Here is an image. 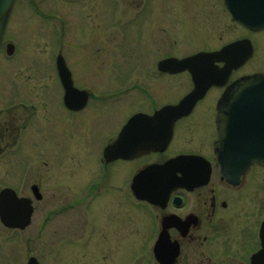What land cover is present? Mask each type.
<instances>
[{
  "label": "rangeland",
  "instance_id": "1",
  "mask_svg": "<svg viewBox=\"0 0 264 264\" xmlns=\"http://www.w3.org/2000/svg\"><path fill=\"white\" fill-rule=\"evenodd\" d=\"M35 2L40 13L29 0H18L6 35L16 52L9 56L4 47L0 53V127L7 118H13L15 127L23 126L15 140L27 149L19 158L9 150L0 155V189L18 183L21 172L15 163L32 160L36 166L29 184L36 183L42 197L22 241L0 232V264L18 252L21 259L34 255L43 264H145L134 243L146 231L140 215L138 230L117 240L112 228L103 226L107 220L116 226L124 213V196L112 189L114 177L95 202L85 205L82 190L87 182H96L102 139L133 111H153V101L174 102L191 89L186 74L160 76V59L217 51L247 36L256 53L237 75L264 71V31L252 34L232 22L223 0ZM59 52L76 85L91 95L90 105L71 117L61 104L55 69ZM209 94L208 100L217 99L220 90ZM199 110L183 123L187 129L178 134L176 150L209 154L214 111ZM255 180H264V173ZM109 234L112 239L104 242Z\"/></svg>",
  "mask_w": 264,
  "mask_h": 264
},
{
  "label": "flooded vegetation",
  "instance_id": "2",
  "mask_svg": "<svg viewBox=\"0 0 264 264\" xmlns=\"http://www.w3.org/2000/svg\"><path fill=\"white\" fill-rule=\"evenodd\" d=\"M68 1L76 4L81 0ZM29 4L34 11L37 10L35 12L40 13L35 0H29ZM147 4L148 1L145 2L146 7ZM185 74L191 82V89L186 93L188 94L193 88L189 73H159L160 76ZM59 85L62 90L61 104L69 112L70 117L71 114L80 113L90 105L89 101L84 109L78 111L66 107L63 102L64 88L61 83ZM212 90H220L219 97L224 91L221 88H211L207 93L208 96ZM186 94L174 102L161 105L153 101V111H133L111 134L102 139L96 182L92 184L87 182L82 190L87 203L85 205L89 207L95 202L101 193V188L114 177L112 189L118 197H120L118 193L122 192L125 199L124 202L121 201L125 206L122 211L124 213L120 214L116 226H114L115 221L111 223L108 220L103 226L111 227L112 237L120 239V236L123 238L129 231L138 230L136 215H140V219H144L146 231L140 237V241L134 243L141 250L138 254L146 257L145 264H264V180H255L258 174L264 173V165L253 164L237 178H227L215 151V142L219 136L216 122L219 98L212 100L209 107L206 104L209 101L206 95L197 102L191 114L178 119L174 125L173 136L166 147L160 145L157 149L138 151L134 155L129 141L123 144L127 157L105 156L106 147L116 143L123 128L134 115L143 112L151 116L164 105L180 103ZM211 107L214 113L209 122L213 129L209 154L201 150H176L177 147L180 148L177 146L180 141L178 134L181 135L187 129L183 123L192 118L199 109L205 111L206 108ZM149 127L151 128L146 122H141L135 126V132L145 133ZM166 127L168 128L166 120L163 119L158 129L160 135L164 134ZM20 129L23 131L24 127H15L13 118L4 121L0 127V155H8L11 151L19 158V155L27 150L15 140L19 137ZM36 133L38 134L39 130ZM34 145L39 149L36 140ZM14 166L20 167L21 174L16 181L18 183L4 184L0 192L10 188L18 197L8 193L6 198L7 201L16 204L14 214L22 217L26 213V207L30 205L33 214L29 225L24 228L6 226L0 217V232L6 236L11 233L12 238L7 237V239L22 241L21 238L25 237L24 232L32 225L36 202L42 196L36 183L29 184L34 174L31 169L34 170L33 166H36V162L30 160L24 163L23 160L15 163ZM118 181H123L122 185ZM89 222L90 229L97 232V229L93 228L94 221L89 219ZM110 235L103 241L105 242L107 238L112 239ZM38 239L40 233L36 236V241ZM156 245H160L161 260L155 253ZM14 256L17 259L7 258L3 263L29 264L31 258L36 257L30 255L24 260L19 256V252ZM37 259L43 264L38 257Z\"/></svg>",
  "mask_w": 264,
  "mask_h": 264
},
{
  "label": "water",
  "instance_id": "3",
  "mask_svg": "<svg viewBox=\"0 0 264 264\" xmlns=\"http://www.w3.org/2000/svg\"><path fill=\"white\" fill-rule=\"evenodd\" d=\"M15 2L16 0H0V48ZM225 4L235 21L254 31L264 29V0H225ZM13 49L14 46L9 45V54L13 53ZM252 53L251 42L241 40L227 45L218 52L182 60L169 58L160 62L159 69L162 71L179 72L185 69L192 71L196 88L177 108L166 107L159 115L187 114L210 85L223 83L215 79V76L227 77L234 68L248 60ZM194 61H206L203 65L206 66L204 73L194 70ZM215 62H225L226 65L219 69ZM58 67L67 92L66 99L69 100L67 103L73 106L75 100L72 99H76L78 102L80 100L78 107L85 104L89 95L74 87L71 73L62 56L58 59ZM199 77L208 78L199 80ZM218 109L220 138L216 142V147L228 171L238 172L243 166L253 162L264 163V73L246 76L234 82L227 88Z\"/></svg>",
  "mask_w": 264,
  "mask_h": 264
},
{
  "label": "bare ground",
  "instance_id": "4",
  "mask_svg": "<svg viewBox=\"0 0 264 264\" xmlns=\"http://www.w3.org/2000/svg\"><path fill=\"white\" fill-rule=\"evenodd\" d=\"M215 96V95H214ZM207 97H208V95H207ZM212 98V97H211ZM212 100L213 99H210L206 104L210 107L211 106V104H212Z\"/></svg>",
  "mask_w": 264,
  "mask_h": 264
}]
</instances>
